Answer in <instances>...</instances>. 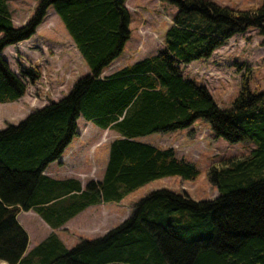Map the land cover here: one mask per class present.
<instances>
[{
    "label": "trees",
    "instance_id": "1",
    "mask_svg": "<svg viewBox=\"0 0 264 264\" xmlns=\"http://www.w3.org/2000/svg\"><path fill=\"white\" fill-rule=\"evenodd\" d=\"M126 0H37L22 24L0 0V103L15 101L41 71H14L3 49L28 38L52 6L89 68L57 100L49 99L17 123L0 129V261L5 264H264V87L243 80L228 107H219L207 87L185 75L180 63L207 58L248 28L264 35V0L237 8L215 0H163L176 6L163 45L102 74L130 36ZM264 45V36L261 40ZM82 117L116 136L100 180L54 178L43 171L58 159ZM208 121L215 137L250 141L244 155L212 162L211 198L193 199L165 187L134 201L125 219L95 238L67 247L51 231L31 249L17 220L34 210L52 229L88 205L120 201L165 176L192 180L196 165L172 146L140 139L155 132Z\"/></svg>",
    "mask_w": 264,
    "mask_h": 264
},
{
    "label": "rangeland",
    "instance_id": "2",
    "mask_svg": "<svg viewBox=\"0 0 264 264\" xmlns=\"http://www.w3.org/2000/svg\"><path fill=\"white\" fill-rule=\"evenodd\" d=\"M215 1L244 9L258 6L262 0ZM36 4L37 0H8L14 24L20 25L26 21L34 12ZM128 8L130 36L119 56L103 70L102 74L155 53L163 45L164 31L176 11V6L163 0H128ZM263 36L258 34L256 28H248L230 37L224 44L214 49L209 57L180 63V66L185 75L207 87L219 107H228L241 88L243 80H247L251 90L259 91L264 87V45L261 44ZM2 55L7 59L9 66L18 73L29 66L37 67L41 73L34 84L28 85L22 97L15 101L0 103V129L7 123H17L27 113L44 105L49 99L64 95L77 77L89 72L88 65L52 6L47 8L46 15L36 26L33 34L6 46ZM84 123L87 124L86 127L83 126ZM78 127L81 131L87 132L90 139L101 134L103 144L116 136L111 129L103 130L82 117L78 119ZM191 127L192 130L180 128L168 132H155L140 139L160 147H174L178 156H183L196 165L198 168L196 178L187 180L178 175L157 178L130 192L120 201L100 205L94 218L79 219L67 225L68 228L55 229L54 232L64 244L71 247L80 238L90 239L103 234L105 227L111 228L123 217L126 218L125 215L134 201L156 188L185 191L193 199L216 196L217 188L210 182L207 174L209 165L223 157L244 155L253 144L247 140L229 142L223 137H215L209 122L203 118H197ZM76 137L77 135H74L73 138ZM105 145L98 149H107ZM100 150L96 151L99 164ZM107 151L108 149L106 153ZM46 170L54 177L60 171L53 165H49ZM95 172L98 177L101 171ZM33 212L21 210L17 215L18 222L29 233L28 250L52 230ZM95 229L101 230L95 232ZM5 263L0 261V264Z\"/></svg>",
    "mask_w": 264,
    "mask_h": 264
},
{
    "label": "crops",
    "instance_id": "3",
    "mask_svg": "<svg viewBox=\"0 0 264 264\" xmlns=\"http://www.w3.org/2000/svg\"><path fill=\"white\" fill-rule=\"evenodd\" d=\"M125 5L128 8V0L125 1ZM128 10H129V8H128ZM52 99H57V98H52ZM78 119H79V117H78ZM78 119H77V131H78L77 137L74 139L73 138L74 136H73L71 141L65 147V149H64L63 153L61 154V156L58 159L50 162L47 165V167L49 165H53L55 168H58L60 170L59 173H56L55 174L56 177H54V175H52L50 173H47V170H46L47 167L45 168L43 173L47 174L49 176H53L54 178L74 177V178L79 179L80 182H81V185L84 186L85 182L88 179H94V180H100L101 179V177L103 175V171H104L105 165H106V162H107V158H108V151L106 153V150L109 149V142L111 140L108 141V142H105L106 145L103 144L101 142L102 141L101 140V134L95 135V137H93V138L91 137L92 139H90L89 136L86 134L87 132L81 131L79 129V127H78ZM83 126L86 127L87 124L84 123ZM103 130H105V129H103ZM102 145H105V148H107V149H104V150L103 149L102 150L98 149V147H100ZM97 150H100L99 151L100 156H98L99 159H100V164L97 162V160H98V158L96 156V153H97L96 151ZM96 162H97V166H96ZM95 171H97V172L101 171V172H99L98 177H97ZM106 203H109V202H100V203L88 205L84 209L78 211L73 216H71L62 225V228L63 229L64 228H68L67 225H69L72 221L75 222V221H77L79 219L89 218V217H93L94 218L96 216V214H97V210L96 209L100 205H104ZM21 210H19V211H21ZM23 211L26 212V211H33V210L29 209V210H23ZM33 213H35V212H33ZM128 213H129V210L127 211L125 216H127ZM17 215H18V213H17ZM17 215H16V217H17ZM123 218H125V217H123ZM45 224L48 225L46 222H45ZM107 229H109V228L105 227L103 229V233ZM99 230H101V229H95L94 231L97 232ZM28 238H29V233H28Z\"/></svg>",
    "mask_w": 264,
    "mask_h": 264
},
{
    "label": "bare ground",
    "instance_id": "4",
    "mask_svg": "<svg viewBox=\"0 0 264 264\" xmlns=\"http://www.w3.org/2000/svg\"><path fill=\"white\" fill-rule=\"evenodd\" d=\"M35 212V211H34ZM36 213V212H35ZM37 214V213H36ZM38 215V214H37ZM39 216V215H38ZM40 217V216H39ZM41 218V217H40ZM42 219V218H41Z\"/></svg>",
    "mask_w": 264,
    "mask_h": 264
}]
</instances>
